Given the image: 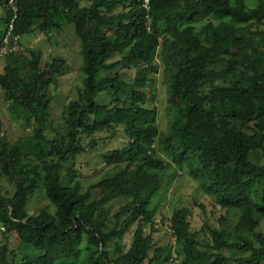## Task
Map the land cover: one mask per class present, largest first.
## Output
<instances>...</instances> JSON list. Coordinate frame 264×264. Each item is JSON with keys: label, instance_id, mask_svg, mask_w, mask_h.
<instances>
[{"label": "trees", "instance_id": "16d2710c", "mask_svg": "<svg viewBox=\"0 0 264 264\" xmlns=\"http://www.w3.org/2000/svg\"><path fill=\"white\" fill-rule=\"evenodd\" d=\"M142 3L0 0V89L24 133L9 141L0 118V179L11 186L0 190V264H264L256 231L264 221V0H149L148 11ZM64 26L79 43L80 82L53 125L51 88L65 58L10 46ZM159 70L166 124L147 105ZM117 128L125 144L102 153L104 167L83 187L71 160L97 147L96 133ZM177 170L236 213L234 239L207 222L192 230L180 206L169 214L173 243L154 247V201ZM38 190L49 204L30 214Z\"/></svg>", "mask_w": 264, "mask_h": 264}, {"label": "rangeland", "instance_id": "374dc122", "mask_svg": "<svg viewBox=\"0 0 264 264\" xmlns=\"http://www.w3.org/2000/svg\"><path fill=\"white\" fill-rule=\"evenodd\" d=\"M5 44L8 42V37H4ZM78 40L74 37L72 30L69 26H64L59 31L53 29L45 33L40 30H33L20 38V42L15 41L11 44L12 50L18 49H31L33 51H40L42 59H51L54 56H62L65 58L68 69L64 75L59 77L58 83L51 88L53 95L51 102V119L53 125L59 122L62 109L68 102L72 95L75 94L76 86L80 82L79 68L81 64V56L79 52ZM7 49V44L2 47V54ZM3 57L0 59V70L2 67ZM162 70V67L159 68ZM150 74V84L147 86L148 102L147 105L154 109L157 113L158 121L166 124L168 120L167 115V99H166V83L165 77L161 71ZM123 76H134V68H121L119 69ZM0 118L3 120V133L9 141L17 140L19 136L24 135L18 122L13 119L8 113L5 102L0 89ZM115 132V133H114ZM98 132L92 138L97 140V147L92 151H87L77 155L73 161V165L77 168V178L79 182L85 187L90 176L99 169L102 163V153L116 147H121L125 144L127 138L122 130L117 128L115 131ZM50 134V132H48ZM86 137L85 142H89ZM44 165L52 166L50 160H43ZM70 161L63 165V170L70 166ZM47 167V166H46ZM110 169L109 167H105ZM174 175L168 189L157 197L154 202H157V209L155 213V228L156 231L152 233V241L154 247L172 244L174 241L173 235L169 227V214L170 212L180 206H186L190 210L189 221L192 230H200L204 226V222L211 224L214 227L223 229L228 239H234L235 231L234 225L236 222V213L232 210L222 209L216 205L212 198L204 194L198 185L194 182L187 173L177 170L176 172L170 171ZM0 190L3 193L11 192L10 184L0 179ZM49 202L45 199L41 190H38L33 197L30 198L27 204V209L30 214L35 213L40 207L48 205ZM154 204V203H153ZM118 203L112 204V209H115ZM146 233L149 232V227L145 226ZM2 227H0V240L2 237ZM257 232L264 234V221H260ZM131 232L128 231L124 236L123 241L129 245L131 240ZM9 248L15 249L18 245V239L15 232L8 234ZM88 244L85 240L83 246ZM154 247L151 248L150 253ZM174 254V253H173ZM172 254V256H173ZM178 260H170L167 263L161 264H177Z\"/></svg>", "mask_w": 264, "mask_h": 264}, {"label": "built area", "instance_id": "2783aa9c", "mask_svg": "<svg viewBox=\"0 0 264 264\" xmlns=\"http://www.w3.org/2000/svg\"><path fill=\"white\" fill-rule=\"evenodd\" d=\"M9 2L11 3L12 2V0H9ZM149 0H143V3H142V6L148 11L149 9ZM146 17L148 18V15H146ZM8 28L9 29H11L12 28V24H11V22L9 23V25H8Z\"/></svg>", "mask_w": 264, "mask_h": 264}]
</instances>
